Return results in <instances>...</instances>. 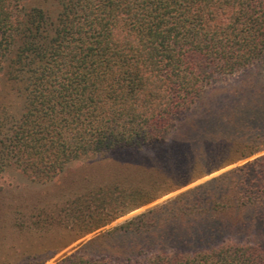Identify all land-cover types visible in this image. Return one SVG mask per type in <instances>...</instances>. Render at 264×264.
<instances>
[{
    "label": "trees",
    "instance_id": "trees-1",
    "mask_svg": "<svg viewBox=\"0 0 264 264\" xmlns=\"http://www.w3.org/2000/svg\"><path fill=\"white\" fill-rule=\"evenodd\" d=\"M263 57L264 0H0V171L47 183L129 154L56 210L103 225L245 160L52 264H264V82L184 115Z\"/></svg>",
    "mask_w": 264,
    "mask_h": 264
},
{
    "label": "rangeland",
    "instance_id": "rangeland-1",
    "mask_svg": "<svg viewBox=\"0 0 264 264\" xmlns=\"http://www.w3.org/2000/svg\"><path fill=\"white\" fill-rule=\"evenodd\" d=\"M263 74L264 57L233 74H213L203 87L200 106L184 115L190 116L207 106L213 112L230 106L237 99V87L256 88L264 82ZM128 155L126 152L105 153L74 160L47 183L33 182L11 166L0 171V264H52L71 254L97 256L89 243L102 232L160 206L183 190L245 161L240 160L148 201L140 197L125 199L123 209L126 211L103 225V220L92 223L91 216L76 222L74 217L56 210L62 197L79 191L82 185L94 183L97 178L100 179L95 173L102 172L105 167L114 164V160ZM258 242L264 245V237Z\"/></svg>",
    "mask_w": 264,
    "mask_h": 264
}]
</instances>
